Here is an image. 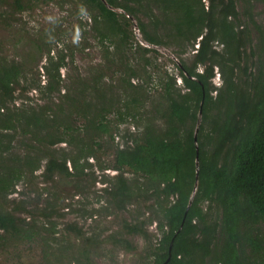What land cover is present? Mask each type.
Here are the masks:
<instances>
[{
    "label": "trees",
    "instance_id": "obj_1",
    "mask_svg": "<svg viewBox=\"0 0 264 264\" xmlns=\"http://www.w3.org/2000/svg\"><path fill=\"white\" fill-rule=\"evenodd\" d=\"M238 1L244 5L243 17L255 25L250 0H85L90 32L107 59L119 56L125 68L122 104L109 96L104 73L85 76L66 89L62 70L73 69L75 59L64 49L48 54L42 84L23 82L18 60L0 68V245L10 238L37 237L48 247L52 238L59 243L56 220L63 215L58 207L50 201L35 207L31 196L29 201L10 197L22 181L34 184L39 170L46 184L59 176L72 180L81 193L95 175L90 159L102 147L98 137L116 139L108 118L115 110L118 125L142 123V131L126 128L120 135L112 164L117 174L103 178V191L116 211L137 206L150 216L140 213L124 220L123 232L108 240L134 251L129 237L141 236L146 242L141 264H264V74L249 71L256 51L264 64V28L256 24L258 42L253 46ZM132 18L149 45L176 46L179 55L193 51L190 60L181 59L177 75L166 72L160 78L153 93L159 98L152 106L158 115L149 119L141 111L142 96L149 97L153 80L149 54L158 50L136 41L144 65L137 69L128 64L135 43ZM216 69L223 80L220 87L213 83ZM140 72L142 84L133 83ZM32 91L45 103L25 102ZM56 95L62 97L58 104ZM75 116L85 124L77 126ZM155 222L153 234L148 225ZM64 230L81 240V248L76 253V243L60 242L71 244L59 245L58 253L47 248L42 264H94L95 236H85L75 222L66 223Z\"/></svg>",
    "mask_w": 264,
    "mask_h": 264
},
{
    "label": "rangeland",
    "instance_id": "obj_2",
    "mask_svg": "<svg viewBox=\"0 0 264 264\" xmlns=\"http://www.w3.org/2000/svg\"><path fill=\"white\" fill-rule=\"evenodd\" d=\"M250 3L255 23L264 28V0H250ZM237 6L242 16L241 20L247 26V30L253 39V46H255L258 42L256 24L254 25L247 17H243V3L238 1ZM87 14L85 0H0V68L10 64L12 60H18L23 67L22 81L26 83L35 80L42 84L45 82L43 65L46 63L48 54L50 52L54 54L58 50L64 49L65 53L75 59L73 69L68 67L62 70L63 85L66 89H73L79 79L85 80V76L89 79L104 73L105 85L111 88L109 96L114 98L116 103L122 104L123 100L120 98L121 95H124V90L121 76L125 68L119 61V56L112 61L107 59L103 46L89 30L90 27H88L86 20ZM132 21L134 23L135 43L132 53L130 56L128 55V64L136 65L137 69L144 65L142 57L136 53V41L143 46L158 50L157 54H149L153 64L148 67V71L153 75V80L147 91L149 97L142 96L145 106L141 111L149 119L158 115L152 106L154 100L159 98L158 94L154 97L153 93L159 89L157 84L160 78L166 72L177 75L179 62L181 59L190 60L193 51L189 49L185 54L179 55L176 46H149L142 39L140 32L139 35L137 33L139 31L136 28L137 20L132 18ZM250 53L251 50L248 48V54ZM259 70H262L264 74V64L256 51L249 71L256 75ZM143 80L144 74L140 72V77H135L133 83L142 84ZM180 83L181 80L178 81V84ZM213 83L217 87L223 85L218 69H216ZM61 98V95H56L53 99L58 104L61 102ZM25 102L34 105L45 103L37 97L36 91L30 92L29 96H26ZM57 104L54 105V109L58 107ZM16 105L20 106L21 102L19 101ZM108 118L113 123L112 129L116 139L112 140L110 135L98 137L102 147L97 151L96 157L90 159L95 169V175L89 176L88 180L86 177L84 178V182L86 179L89 181V185L86 188L84 185L81 193L75 190L72 180L59 176L55 177L53 184H46L43 178L39 176L41 173L39 170L36 172L37 177L34 184H28L25 180L22 181L17 188L18 193H14L10 197L29 201L28 198L31 196L33 197L30 199L31 204L34 205L37 202L35 207L42 208L47 204V201L58 207L59 213L63 215L56 220L58 233L55 237L59 243H53L54 240L51 237L48 238L52 240L50 247L47 246V243L45 245L42 238L39 237L34 240L10 238L0 245V264H42L47 248L50 249V253H58L62 246L69 247L71 243H76L73 244L76 247L81 244V240L76 239L73 233L69 234L64 230L65 224L68 222L77 223L85 236H95L98 240L99 243L95 247L97 254L93 256L94 264H141L140 254L146 247V242L141 236L129 237L136 247L134 251L114 246L113 241L108 240V238L110 234L122 231L124 220L130 221L140 213H143L140 216L148 218L150 214L144 209L137 210V206H130L128 212L116 211L111 207L104 194L103 188L107 184L103 178L110 179L117 174L112 169V164L120 135L124 133L126 128H131L134 133L139 134L142 131V123L140 127L139 125L137 127L133 121L129 124L118 125L120 121L117 120L115 110L108 115ZM72 120L77 126L85 124L84 119L78 116ZM62 147L70 151L68 146L63 145ZM100 165L106 169L102 170ZM126 175L133 178L130 172ZM9 206L11 208L12 205L9 204ZM19 215L25 217L27 214L19 213ZM41 226L40 220L38 228L40 229ZM156 226V222L148 225L151 233L156 234ZM261 229L264 232V225ZM43 231L45 233V230ZM65 240H69L71 243H60ZM61 244L62 246H59ZM80 248V246L77 247L76 253ZM52 262L56 263L55 258H52ZM56 264H69V262L68 260L58 261Z\"/></svg>",
    "mask_w": 264,
    "mask_h": 264
},
{
    "label": "water",
    "instance_id": "obj_3",
    "mask_svg": "<svg viewBox=\"0 0 264 264\" xmlns=\"http://www.w3.org/2000/svg\"><path fill=\"white\" fill-rule=\"evenodd\" d=\"M136 28H137V30L139 29L138 26H136ZM137 33L139 35V31H137ZM149 46H153V45H149ZM202 105H203V103L201 104V109H200V114H199V121H198L197 129H196V135H195L196 144H197V135H198V131L200 129L201 120H202ZM198 152H199V147L197 145V153ZM196 163H197V166H198V164H199V156H198V154H197V158H196ZM197 169H198V167H197Z\"/></svg>",
    "mask_w": 264,
    "mask_h": 264
}]
</instances>
